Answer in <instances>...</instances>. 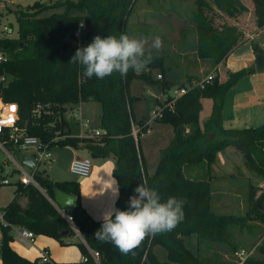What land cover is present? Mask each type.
Wrapping results in <instances>:
<instances>
[{"label": "trees", "instance_id": "1", "mask_svg": "<svg viewBox=\"0 0 264 264\" xmlns=\"http://www.w3.org/2000/svg\"><path fill=\"white\" fill-rule=\"evenodd\" d=\"M252 2L256 25L263 29L264 0ZM136 3L137 0L36 2L11 12L17 18L18 38L0 39V48L10 56L4 68L10 77L5 99L19 105V125L26 129L29 136L39 138L52 148L60 146L84 150L98 162L113 161V176L120 193L116 208H128L130 196L143 179L147 181V186L158 191L162 202L170 196L185 201L183 221L170 232L146 237L134 250L135 255H121L113 244L94 237L102 221H95L83 208L80 182H54L45 172L37 169L35 180L47 196L33 185L19 184L13 200L3 210L4 223L0 222L2 264H51L40 260L31 262L20 256L11 247L13 227L31 231L36 236L53 238L62 246H78L82 254L89 257L88 263L94 262L89 252L92 249L99 253L101 264H234L217 256L195 255L187 248L185 238L195 235L199 247L206 244L212 248V244H217L230 246L237 252L238 246L233 245L234 231L254 232L255 226L250 223L253 220L264 224V191L255 185L250 186V208L245 216L220 215L212 206L213 165L218 154L226 149L239 150L247 170L264 179V125L242 130H226L222 125L227 94L251 71L228 72L225 82L216 76L204 89H193L180 98L174 113L165 112L160 122L172 126L174 138L169 147L161 152L154 175L148 176L140 137L149 130V126L136 122L133 110L136 97L131 94V85L140 80L164 93L169 92L174 85L153 76L155 70L163 77L169 70L165 59L152 58L148 72L129 70L124 76L114 72L104 79L95 76L87 78L79 63H70L77 48L86 47L96 35L105 38L127 34V25ZM196 4L197 55L219 65L245 43V36L237 26L227 23L216 25V16L221 12L234 19L248 12V8L241 0H196ZM52 10L59 11L43 16ZM81 24L84 28L79 36ZM252 48L255 54L264 53V49L256 43ZM204 99L213 101V110L202 127L200 114ZM90 101L102 107V134L97 138L75 136L65 115ZM38 105L43 107L39 117L34 116ZM132 122L140 129L138 141L134 137ZM57 137L63 139L54 142ZM9 148L13 149V145L9 144ZM196 170H200L198 176L192 177ZM0 177L4 178L2 173ZM55 188L76 197V207L71 215L84 238L83 242L75 240V230L52 203ZM22 197L28 200L26 207L20 204ZM158 246L167 250L168 262L158 259L155 253ZM260 253L264 256V247L260 248ZM246 264H264V257L250 258Z\"/></svg>", "mask_w": 264, "mask_h": 264}, {"label": "rangeland", "instance_id": "2", "mask_svg": "<svg viewBox=\"0 0 264 264\" xmlns=\"http://www.w3.org/2000/svg\"><path fill=\"white\" fill-rule=\"evenodd\" d=\"M56 1L65 0H0V37L6 38H18V22L16 15L11 13L15 10L24 9L28 6L35 4L36 2H42L44 4H52ZM244 3L248 0H242ZM252 3V0H249ZM56 11H48L43 16L50 15ZM196 12L197 4L196 0H137L134 7V11L127 25V35L136 39L148 40V45L145 48V54L151 53L152 57H163L166 62V66L176 67L178 66L179 60L172 51L173 35H180L184 42H186V51L190 54L196 49V41L194 40L196 35ZM220 15L216 16L215 24L221 25L223 22L227 24L234 23V20H226L225 17L219 18ZM237 22L240 23L243 30L250 32L255 29L254 16L249 14L241 15ZM5 26L13 27V34L3 32ZM167 33L171 39L162 38L163 46L158 51L151 47L152 38L156 35H163ZM173 34V35H172ZM161 37V36H160ZM212 64V63H211ZM181 65V64H180ZM182 66L173 69V74L179 76ZM176 77V78H177ZM138 84V85H137ZM142 83L133 82L134 91H140L139 87ZM187 84V82H186ZM131 85V86H132ZM185 85V84H183ZM140 88V89H139ZM141 93L146 97L144 102L140 99H135L133 103V110L135 114L136 122L138 121H149L152 118V112L154 110V102L151 94L146 95L142 90ZM133 95V94H132ZM144 98V97H143ZM209 104L211 107L212 100L206 101L205 105ZM75 109V108H74ZM74 109L69 110L65 115V118L70 122L75 136H87L88 129L80 130L78 125V119L69 118ZM82 115L84 120H89L94 130L100 127V117L102 114V107L99 103L90 101L82 105ZM206 110V107H205ZM206 111L202 114V119ZM203 122V121H202ZM152 126H150L152 132ZM151 135L143 133L140 137V147L142 155L145 160L148 161L150 155L155 154L156 145H159V138L153 139L157 134ZM235 149V148H234ZM55 162L41 164L38 169L50 178L52 181H81L82 179L70 173V165L75 156L87 157L84 150L75 151L71 147H60L56 146L52 149ZM238 156L237 163L244 162L243 154L235 149ZM30 156L31 151H26ZM11 154L18 159L19 155L16 152ZM0 160L9 161L8 156L0 151ZM242 168H245V163H240ZM2 172V176L10 171L12 165L9 164ZM232 174L227 172L226 168L222 172L213 174L214 179L211 182L213 189L212 206L213 210L220 215L226 216H245L249 212V196L250 186L261 185L264 179L258 178L246 169V175L240 170V168L234 166ZM200 170L193 172L192 177H197ZM217 172V171H216ZM21 176V175H20ZM17 176H14L16 180ZM264 186V185H263ZM13 187L0 186V213H3L5 206L13 198ZM264 191V188H263ZM254 228V232L250 233L244 231H234L233 245L238 246L237 252H245L242 258L236 257L235 253L230 246H223L212 244V248H208L206 244L201 247L198 246L197 236L185 238V244L187 248L192 251L195 255H201L204 257L217 256L226 262L234 264H246L250 258H263L264 256L260 253V248L264 247V224L253 220L250 222ZM82 237L78 236L75 240H81ZM0 243H1V231H0ZM156 254L161 262H168L167 250L162 247H156Z\"/></svg>", "mask_w": 264, "mask_h": 264}, {"label": "crops", "instance_id": "3", "mask_svg": "<svg viewBox=\"0 0 264 264\" xmlns=\"http://www.w3.org/2000/svg\"><path fill=\"white\" fill-rule=\"evenodd\" d=\"M243 4L248 8V12H245L244 14H249L254 16L255 29L252 31L253 33L252 35L250 32L248 33V31L243 30L240 23L237 22L238 20L241 19L239 18L240 16L238 18L232 19L219 12L220 15L219 18L225 17L226 20H230V19L234 20L233 26H237L244 33L245 36L244 37L245 43L241 45L232 55H230V57H228V59L225 62L219 65H215V63L212 60H208V59L204 60L198 57L197 30L194 38V40L196 41V49L192 51L190 54L186 51L187 46L183 38L180 35L172 34L173 35L172 51L175 53V56L178 58L177 60H179V63L178 66L176 65V67L167 66L169 70L165 73L163 77V80H166L171 84H173L174 86H177V85L186 84V82L188 83V81L190 80L192 81L202 80L206 76L211 74H214L215 76L219 77L221 82H225L228 79V72H238L243 69L251 71L250 74H247L245 77L239 80L237 84L233 86V88L229 91V93L226 96L224 109L222 113V119H223L222 125L223 128L226 130L250 129L264 125V71L262 73H258L256 71L255 68L256 54L254 53L252 48L253 43H256L257 45H259L261 48L264 49V28L259 29L256 25L253 2L251 3L248 0L246 1V3L243 2ZM223 24H225V22H223L221 25ZM159 36H161V38L166 37V39L172 40V38L167 33H164L163 35H159ZM150 62L146 61L145 64L142 67L136 69V71L148 72L149 71L148 65L150 64ZM179 66H182V70H180L181 72L177 77L173 74V69L178 68ZM159 73L160 72L158 70H155L153 71V76L156 77ZM136 82L142 83L139 84L140 85L139 87H141V90L146 95L151 94L155 106L153 110L154 112L156 106L160 102L159 97L163 92L157 89L156 87L146 85L143 81L136 80ZM141 90L134 91L133 85L131 86V94H133V96L136 97L137 99H140L142 102H144L146 96L141 93ZM208 100L209 99L202 100L203 110L200 114V124L202 127L204 126L205 122L210 118L213 110V101L211 107H209V104L205 105L206 101ZM82 105H84V103H82L79 107H76L74 110L78 108L82 109ZM205 111L206 114L204 116V119H202V114ZM138 122H142L149 126L150 132L146 134L151 135L154 130L155 132L154 134H157V136H154L153 139L159 138L160 140L159 145H156L158 147H156L155 154L153 152V154L150 155L148 161H146L144 156L142 155L148 176H153L154 173L156 172L160 160L161 152L169 147V145L171 144L174 138V131L171 125L162 123L160 122V120L152 121L151 118L149 121H145V122L138 121ZM150 126H152L151 127L152 132ZM96 130H101V128L99 127ZM75 151L79 152V150H75ZM16 153L17 155H19L18 158L19 161L22 155H29L26 152H16ZM86 155L87 157L90 158L87 152ZM76 157L78 156L74 155V159ZM238 159L239 158L234 148H228L225 151L219 153L217 161L213 165V174L222 172V170H225L226 168L228 169L230 168L229 170H227V172H230L229 174H232V169L235 168L234 166H236L240 168V170L244 172L246 175L247 173L246 165L245 168H242L240 164V163L244 164L245 160L244 162L237 163ZM92 162H93V170L91 175L88 178L79 181L81 185V200H82V206L88 212V214L95 221L100 222L102 221V217L105 212L112 210L113 208H116V204L119 199L120 193H119L118 183L113 176V170L115 167L114 162L111 160L98 162L93 159ZM26 169L28 168L26 167ZM9 172L10 171L4 174V178L10 180V185L8 186L14 188L13 190L14 191L13 198H14L15 192L20 184L19 178L15 180L14 176L19 177V175L15 173L11 174ZM263 185H264V181L262 182L261 185L258 186L256 185V186L260 188H264ZM41 191L46 195L43 189H41ZM13 198L10 200V202L13 200ZM52 203L55 205L53 201ZM20 204L22 205V207H26L28 204L27 198L22 197L20 199ZM7 205L5 206V208L7 207ZM55 207L58 209L60 213L62 212L61 210H59V208L56 205ZM0 214L2 215L3 213ZM21 230L22 228L20 227H13L11 232V235L13 237V242L11 243V247L20 256L24 257L25 259L31 262H35L36 260H40L41 262H43L41 259L42 253L47 252L49 254L51 264H96L95 262L84 263L83 261L84 255L82 254L78 246L75 245L62 246L55 239L42 235L36 236L35 242L30 243L22 239L20 235ZM83 240L81 239L80 241L83 242ZM155 253H156V248H155ZM0 264H2L1 257H0Z\"/></svg>", "mask_w": 264, "mask_h": 264}, {"label": "clouds", "instance_id": "4", "mask_svg": "<svg viewBox=\"0 0 264 264\" xmlns=\"http://www.w3.org/2000/svg\"><path fill=\"white\" fill-rule=\"evenodd\" d=\"M147 45L148 40L132 38L126 33L105 38L96 35L86 47L77 48L70 63H79L87 78L104 79L114 72L124 76L152 60L151 53L145 54ZM162 46V38L154 36L151 47L158 51ZM141 181L127 202L128 208L105 212L93 234L97 240L113 244L121 255H135L134 250L146 237L170 232L184 219L183 199L170 196L162 202L158 191L147 186L146 180Z\"/></svg>", "mask_w": 264, "mask_h": 264}, {"label": "built area", "instance_id": "5", "mask_svg": "<svg viewBox=\"0 0 264 264\" xmlns=\"http://www.w3.org/2000/svg\"><path fill=\"white\" fill-rule=\"evenodd\" d=\"M84 28V24L80 25L78 30V35H81V31ZM3 32L9 33L10 35L13 34V27L12 26H5L3 28ZM6 37H0L3 39ZM9 38V37H8ZM10 39V38H9ZM10 56L9 54L0 48V151L5 153L8 156L9 161H1L0 160V173L4 171L8 165L11 164L12 167L10 169L11 174H18L19 175V182L24 185H33L38 189H42L37 181L35 180L34 174L38 167L41 164H46L50 162H55L52 147L50 144L44 143L37 137L29 136L26 132V129L19 125L20 122V112H19V105L15 102H8L5 99V92L9 87L10 77L6 72H4L5 65L9 63ZM215 75L211 74L206 76L202 80H194L190 83L185 85H177L174 86L169 92L162 93L159 97V103L156 106L155 111L152 114V121L161 120L164 118L165 112H175L176 105L180 98L188 94L193 89L199 88L204 89L207 85L211 84L214 79ZM158 80H163V75L159 73L157 75ZM42 106L38 105L34 111V116H41L42 113ZM69 118L78 119V125L80 130L88 129V135L79 137H89V138H97L102 134V130H94L89 122V120H84L82 111L80 108L74 110ZM133 133L136 141H138V135L140 133V129L132 122ZM148 130L146 133H149ZM143 135V134H142ZM141 135V136H142ZM63 138L57 137L54 142H58ZM9 144L13 145V149L9 148ZM31 151V156L28 155L31 160L36 165V169L34 171L26 169L22 163H20L19 159H16L11 152H26ZM93 170V162L92 159L89 157H76L73 159L70 165V173L77 178L82 180L88 178ZM18 172V173H17ZM21 175V176H20ZM0 185L1 186H8L10 185V180L7 178L0 177ZM62 216L70 223V225L75 230L78 236H81L78 227L74 225V220L71 214L67 212H61ZM0 222L4 223L2 215L0 216ZM20 235L23 240L34 243L36 240V235L28 230L22 229L20 231ZM82 237V236H81ZM83 240V237H82ZM84 241V240H83ZM91 259L96 264L100 263V255L98 252L89 249ZM245 252H236L235 255L238 258H242ZM42 261L44 263H51L49 254L47 252L42 253ZM84 263L89 262V257L84 256L83 259Z\"/></svg>", "mask_w": 264, "mask_h": 264}, {"label": "water", "instance_id": "6", "mask_svg": "<svg viewBox=\"0 0 264 264\" xmlns=\"http://www.w3.org/2000/svg\"><path fill=\"white\" fill-rule=\"evenodd\" d=\"M255 68L258 73H262L264 71V53L256 54ZM243 152L246 153V149H243ZM20 162L31 171L36 169V165L28 155H22ZM54 193L55 198L53 202L59 208V210L72 214L76 207V197L66 194L58 188L54 189Z\"/></svg>", "mask_w": 264, "mask_h": 264}]
</instances>
